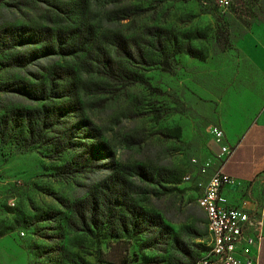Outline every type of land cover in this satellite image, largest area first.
Instances as JSON below:
<instances>
[{"label":"rangeland","instance_id":"1","mask_svg":"<svg viewBox=\"0 0 264 264\" xmlns=\"http://www.w3.org/2000/svg\"><path fill=\"white\" fill-rule=\"evenodd\" d=\"M232 1L220 8L214 0L215 14L228 15V40L213 52L216 22L195 0H0L1 264H193L206 253L195 201L208 176L202 165L217 151L210 132L222 130L228 143L258 110L249 99L264 92V77L244 53L247 33L264 27V0H255L252 16L235 15ZM87 26L92 38L83 51L30 58L56 34L73 44ZM101 57L124 77L98 75ZM24 86L46 98L12 92ZM24 113L32 121L47 114L51 123L32 130L33 144ZM86 154L89 167L55 177ZM111 175L125 182L124 208L142 213L144 232L120 227L129 213L115 207L112 218L113 204L99 200L104 217L95 227L71 228L73 209L86 207Z\"/></svg>","mask_w":264,"mask_h":264},{"label":"trees","instance_id":"2","mask_svg":"<svg viewBox=\"0 0 264 264\" xmlns=\"http://www.w3.org/2000/svg\"><path fill=\"white\" fill-rule=\"evenodd\" d=\"M184 2L189 0H182ZM199 5V10L203 13L210 14L215 22L216 27L213 34V42L211 45L213 52H219L223 48L224 40H228L227 34H225L224 26L227 25V19L228 15L225 13L222 14H215L216 9L218 10V7L214 4V0H195ZM255 0H233L231 3V10L235 15H242L244 13H248L249 15H253L254 11L257 10ZM219 12V11H218ZM244 28H249V23L244 26ZM26 39H29V37H25ZM60 36L56 34L53 38V42L51 45L42 46L36 49H33L30 54V58H41L44 56H47L52 53H58L63 54L62 50L64 48L68 47V51H66L67 55L74 54L76 52L83 51L85 46H87L90 42V39L92 38V32L91 28L87 26L81 31V35L79 38H76L75 42L71 45H66V41L60 40ZM72 38H75L74 35L70 34L67 39L70 40ZM23 43H16L15 45H19ZM34 44V43H30ZM117 52H121V55H123L124 49H122L120 46H117ZM98 67H97V74L107 78V79H115V78H123L124 73L122 70L114 64L111 63L110 59L107 57H101L98 60ZM161 68L165 72H169V66L166 61H163L161 63ZM58 80V79H57ZM55 80L52 78H49V90H53L55 87ZM14 93L19 94L21 96H25L29 100H44L46 97L43 95V90L39 89L38 92H32V87L24 86L19 87L16 89H13ZM56 111L52 114H54ZM50 113V112H49ZM25 117V129L28 133V138H30L31 141H29V144H33L36 142V140H32V138L35 136L33 135L32 130H38V132H43L44 130H47L49 128L48 123V115L42 114L41 116H35V121H32V117L29 116V113H24ZM57 114H59V110L57 111ZM67 145V142L65 143ZM66 148V146L64 147ZM60 149V152L63 151V149ZM92 158L93 156L91 154H86L84 158H82V161L74 162L72 164H63L61 165L57 171L55 172V177L59 179H64L69 176L75 175L80 173L83 168H87L92 164ZM107 182V183H106ZM101 185V187L97 190L96 193L91 192L89 193L86 198L84 199V203L86 207H80V208H74V217H75V223L76 225H71V228L79 231L88 232L91 227H95V219L98 217H104V214L99 212L98 210V204L96 203L97 200L102 201L104 204L105 202L113 204V208L111 211H109V215H111L112 218L116 216V211H114L115 207L122 208L125 212L129 213V221L122 222V224H119L120 227L127 228L128 225L130 227H136L138 229V233L144 232V229L141 227V222H143V218L139 215H136L133 211H129L125 209V205L123 203L124 198V181L118 180L117 176L111 175L109 177V180L106 181ZM140 217V218H139ZM119 220L120 217H117ZM124 232V229L121 230ZM207 233V232H206ZM208 250V247H207ZM202 257V256H201ZM199 259V258H198ZM197 259V260H198ZM195 263V262H194ZM193 263V264H194Z\"/></svg>","mask_w":264,"mask_h":264},{"label":"crops","instance_id":"3","mask_svg":"<svg viewBox=\"0 0 264 264\" xmlns=\"http://www.w3.org/2000/svg\"><path fill=\"white\" fill-rule=\"evenodd\" d=\"M246 39L244 53L264 77V27H252ZM249 101L252 106H258L254 118L240 134L232 135L228 143L224 135V142L231 151L230 155L219 161L216 159L218 148L217 151L215 149L211 159L207 160L209 166L205 170L208 173L206 180L217 169L230 177L229 183L221 189L229 205L243 207L250 214L261 217L257 264H264V92L258 101ZM5 182L6 180L0 178V190Z\"/></svg>","mask_w":264,"mask_h":264},{"label":"built area","instance_id":"4","mask_svg":"<svg viewBox=\"0 0 264 264\" xmlns=\"http://www.w3.org/2000/svg\"><path fill=\"white\" fill-rule=\"evenodd\" d=\"M218 5L225 8L227 0H218ZM210 134L218 148L216 159L223 161L231 153L224 134L218 128H213ZM208 166V162L204 163L201 170ZM229 181L230 177L217 169L203 184L198 183L200 190L195 204L204 215L208 250L194 264H257L261 217L228 204L221 189Z\"/></svg>","mask_w":264,"mask_h":264}]
</instances>
